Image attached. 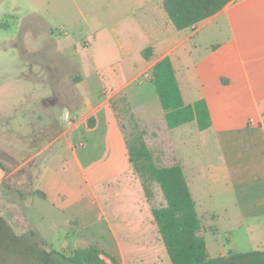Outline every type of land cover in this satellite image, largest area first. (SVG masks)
I'll list each match as a JSON object with an SVG mask.
<instances>
[{
    "label": "rangeland",
    "instance_id": "1",
    "mask_svg": "<svg viewBox=\"0 0 264 264\" xmlns=\"http://www.w3.org/2000/svg\"><path fill=\"white\" fill-rule=\"evenodd\" d=\"M142 2L0 0V216L9 229L4 227L15 233L11 237L27 238L36 249L70 252L72 247L64 240L70 236L68 232L80 234L79 248L87 246L84 241L96 242L87 227L99 217L97 202L108 204L106 210L112 219L131 217L128 209H116L118 203L128 201L125 196L129 198L123 190L124 182L118 180L109 182L98 197H84L65 212L37 198L35 189L46 159L59 147L69 158L64 178L69 182L79 180L70 153L71 149L82 148L84 140L70 147L65 142L68 131L62 140L56 138L68 130L74 120L71 113L87 98L108 99L124 133L129 135L135 130L133 113L136 123L150 135L148 145L161 164H185L199 215L213 208L221 212L218 220L205 215L207 227L202 235L210 256L216 257L222 248L226 253L256 251L258 246H264L263 235L247 223L249 218L241 216L239 207L232 205V195L228 193L214 204L209 194L203 196L201 186H195L196 179L203 178L202 185L207 181L202 172L207 165H215L212 172L216 173L226 161L198 126L169 128L151 82L155 54L150 60L142 54L154 36ZM89 148H95V141ZM50 162L57 171H64L58 158ZM152 190V198L145 195V199L153 208L166 205L161 187L153 184ZM225 207L230 217L222 215ZM53 226L61 231L50 230ZM31 230H36L35 236ZM107 263L113 264L109 258ZM0 264L33 263L31 258L18 257L14 249L0 243Z\"/></svg>",
    "mask_w": 264,
    "mask_h": 264
},
{
    "label": "crops",
    "instance_id": "2",
    "mask_svg": "<svg viewBox=\"0 0 264 264\" xmlns=\"http://www.w3.org/2000/svg\"><path fill=\"white\" fill-rule=\"evenodd\" d=\"M162 7L163 0L141 3L142 10L147 9L149 26L154 32L148 43L153 47L154 63L166 56L171 58L186 104L202 98L207 101L212 125L201 130V134L218 146L226 161L225 166L219 165L220 161L216 164L220 166L216 173L212 172L215 165H207V170L202 171L207 181L202 185L203 178L196 179L195 186H201L203 196L209 194L214 204L228 193L232 195V205L241 209V216L245 220L249 218L247 223L257 227L264 239V0H233L212 17L183 30L173 25L165 9L167 16L161 11ZM71 116L74 120L68 130L56 139L62 140L68 131L65 142L70 147L84 140L82 148L71 149L70 153V160L78 168L79 180L69 182L64 178L69 158H65L59 147L48 156L43 171L39 172L35 189L46 198H37L65 212L84 197H98L109 182H124L123 190L129 198L125 196L128 201L118 203L116 209H128L131 217L112 219L106 210L108 204L97 202L99 217L87 227L96 242L84 243L112 254L122 264H168L170 256L154 222L153 205L145 199L141 180L133 171L126 134L109 100L87 98ZM90 117L95 118L92 127L88 125ZM193 125L198 126L196 120L176 128ZM147 137L150 135L146 134V142ZM155 139L158 142L160 138L156 135ZM92 141L95 148L88 150ZM54 158H58L64 171L51 166ZM183 167L191 188L185 164ZM202 172L198 171V175ZM206 213L200 215L204 220L209 215L215 220L221 216L216 208ZM222 215L232 214L225 207ZM32 227L38 230L33 224ZM59 229L50 228L57 232ZM67 234L70 236L64 239L66 244L72 250L79 248L80 234L77 231ZM256 251L264 252V246H258ZM227 255L222 248L217 256Z\"/></svg>",
    "mask_w": 264,
    "mask_h": 264
},
{
    "label": "trees",
    "instance_id": "3",
    "mask_svg": "<svg viewBox=\"0 0 264 264\" xmlns=\"http://www.w3.org/2000/svg\"><path fill=\"white\" fill-rule=\"evenodd\" d=\"M233 0H163L164 9L173 25L178 30L193 26L221 11ZM143 57H153V47L142 51ZM151 82L163 109L169 128L197 121L200 130L212 125L210 110L205 99H198L193 104H186L176 75L173 62L169 56L157 61L152 70ZM131 120L135 130L126 133L129 161L134 173L141 180L145 195L152 198L153 184H158L166 198V205L153 209L154 222L158 225L161 238L170 256L172 264H264V252L247 253L230 252L227 256H210L207 243L202 235L205 228L204 217L200 216L191 188L180 163L163 165L156 158L153 150L146 142V131L136 123L133 113ZM95 118L90 117L89 127L94 126ZM40 198L46 195L37 190ZM9 229L5 219L0 216V243L7 244L16 254L32 259L33 264H122L112 254L95 245L76 248L70 252L36 249L29 239L15 236ZM36 235V230L29 231Z\"/></svg>",
    "mask_w": 264,
    "mask_h": 264
},
{
    "label": "flooded vegetation",
    "instance_id": "4",
    "mask_svg": "<svg viewBox=\"0 0 264 264\" xmlns=\"http://www.w3.org/2000/svg\"><path fill=\"white\" fill-rule=\"evenodd\" d=\"M1 235V234H0ZM1 240V239H0Z\"/></svg>",
    "mask_w": 264,
    "mask_h": 264
}]
</instances>
